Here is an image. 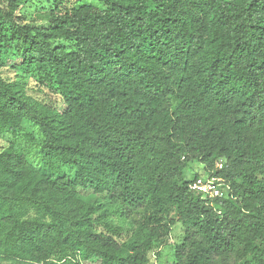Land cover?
<instances>
[{
    "label": "trees",
    "instance_id": "1",
    "mask_svg": "<svg viewBox=\"0 0 264 264\" xmlns=\"http://www.w3.org/2000/svg\"><path fill=\"white\" fill-rule=\"evenodd\" d=\"M25 1L0 0V61L52 79L64 107L39 110L0 77V138L32 120L43 163L74 174L0 151V262L149 264L180 222L172 264H264V0H56L43 26ZM192 162L225 198L189 189Z\"/></svg>",
    "mask_w": 264,
    "mask_h": 264
},
{
    "label": "rangeland",
    "instance_id": "2",
    "mask_svg": "<svg viewBox=\"0 0 264 264\" xmlns=\"http://www.w3.org/2000/svg\"><path fill=\"white\" fill-rule=\"evenodd\" d=\"M62 3L83 5L90 8L101 7L98 0H60ZM56 0H26L19 8L18 13L25 20V23L31 26H43L54 13V5ZM60 2V3H61ZM54 43L62 42L55 39ZM63 44V42H62ZM8 51V50H7ZM0 77L8 82H14L18 85L20 95L23 99L32 102L35 107L42 111H62L64 105L57 86L45 76L39 75L33 69H26L20 66V60L15 58H5L0 61ZM42 141L40 131L32 120L24 121L22 129L17 133L16 137L10 139L8 137L0 138V151L8 146L11 142L14 148L22 153L27 160L33 164L42 173L53 176L67 175L72 177L73 171L60 164H52L47 166L41 160L39 147ZM204 177L203 166L198 162H192L185 170V179L191 180L193 175ZM79 198L87 204L93 205L98 212L105 213L109 219L115 220L116 206L109 205L107 200L93 194L91 191L77 189ZM119 225L124 231L132 228L130 222H122ZM184 225L176 222L171 228L169 238L165 245L156 248L149 255V264H172L174 261V249L180 242ZM0 264H10L0 262ZM246 264V263H241Z\"/></svg>",
    "mask_w": 264,
    "mask_h": 264
},
{
    "label": "built area",
    "instance_id": "3",
    "mask_svg": "<svg viewBox=\"0 0 264 264\" xmlns=\"http://www.w3.org/2000/svg\"><path fill=\"white\" fill-rule=\"evenodd\" d=\"M215 168L220 169L221 164ZM189 189L200 194L202 199L211 204L213 200L225 198L230 190L229 186L220 178L204 172V177H198L189 184Z\"/></svg>",
    "mask_w": 264,
    "mask_h": 264
}]
</instances>
